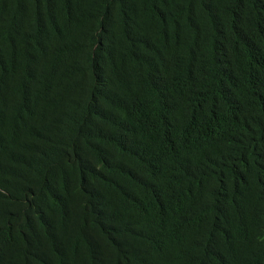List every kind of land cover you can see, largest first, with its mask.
I'll return each instance as SVG.
<instances>
[{"label": "trees", "instance_id": "1", "mask_svg": "<svg viewBox=\"0 0 264 264\" xmlns=\"http://www.w3.org/2000/svg\"><path fill=\"white\" fill-rule=\"evenodd\" d=\"M0 264H264V0H0Z\"/></svg>", "mask_w": 264, "mask_h": 264}]
</instances>
